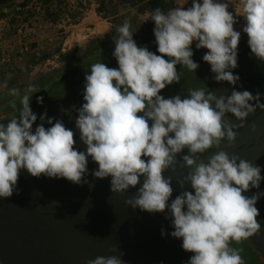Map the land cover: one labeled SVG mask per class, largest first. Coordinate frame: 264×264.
Returning a JSON list of instances; mask_svg holds the SVG:
<instances>
[{"label":"clouds","instance_id":"9594fccd","mask_svg":"<svg viewBox=\"0 0 264 264\" xmlns=\"http://www.w3.org/2000/svg\"><path fill=\"white\" fill-rule=\"evenodd\" d=\"M191 3L186 10L183 6L167 12L156 8L151 14L160 55L138 46L130 21L117 28L113 55L119 67L92 64L86 74L85 102L77 109L76 128L86 151L74 147L73 130L62 121L53 123L54 118L47 119L51 127L40 124L33 132L37 114L30 107L33 86H29L21 97V118L0 123V198L11 197L18 190L22 169L34 177L44 174L75 184L89 183L85 174L91 157L98 163L92 175L101 179L111 176L112 193L128 191L143 177L136 195L126 203L150 213L167 209L174 228L171 236L182 239V248L194 253L187 264H244L241 250L231 242L261 231L256 204L264 192L250 197L243 193L260 188L262 168L225 150L213 152L207 162L201 157L208 149H219L224 140L229 145L236 141V130L246 126L247 118L258 109L264 111V93L254 95L233 88L230 95L217 96L200 88L188 91L190 96L183 99L179 95L166 99L160 94L166 86L180 82L177 65L189 71L198 69L193 60L194 41L197 49L209 50L203 60L210 64L217 82L236 85L240 80L233 73L238 67L241 39V32L234 28L236 17L229 11L230 4L235 5L233 0ZM240 3L242 12L236 5L235 12L246 21L243 32L247 43L264 61V0ZM10 94L19 95V90L13 88ZM37 102L42 105L44 98L37 97ZM228 113L239 123L226 119ZM46 116L44 113L40 119ZM186 147L189 154L182 160L191 170L179 183L181 188L190 183L194 193L182 191L169 203L173 180L163 173L175 168L178 154ZM162 235H167L166 231L162 230ZM88 264L126 262L121 256L110 255L97 256Z\"/></svg>","mask_w":264,"mask_h":264},{"label":"water","instance_id":"95a60500","mask_svg":"<svg viewBox=\"0 0 264 264\" xmlns=\"http://www.w3.org/2000/svg\"><path fill=\"white\" fill-rule=\"evenodd\" d=\"M233 88L248 90L254 95L264 93V61L250 74L241 77L236 85L222 81L208 90L219 96L230 95ZM176 95L183 99L190 93L164 97ZM261 102L264 103V95ZM227 115L226 119L239 123L233 114ZM13 117L21 118L18 113L0 123L6 125ZM38 125L37 122L33 124V132ZM70 129L77 141L74 147L86 151L79 130ZM236 131L238 135L233 144L224 140L219 149H208L201 158L207 162L213 152L225 150L230 156L238 155L261 166L264 176V111L258 109L247 118L246 126ZM185 154H189L187 147L178 154L175 168L163 173L173 180L169 203L182 191L194 193L190 183L184 188L179 183L191 170L184 166L182 156ZM88 169L85 175L89 183L82 184L44 174L34 177L26 169L20 171L18 192L0 198V264H88L97 256L110 255L121 256L126 264H187L194 253L182 248V239L171 236L174 228L168 210L150 213L133 209L126 203L136 195L143 177L140 184L128 191L112 193L111 176L101 179L92 175V171L98 169V163L91 157ZM257 192H264V181L259 189L250 188L243 194L250 197ZM256 207L262 227L260 233L249 239L264 257V197L258 200ZM162 230L167 235H162Z\"/></svg>","mask_w":264,"mask_h":264},{"label":"rangeland","instance_id":"374dc122","mask_svg":"<svg viewBox=\"0 0 264 264\" xmlns=\"http://www.w3.org/2000/svg\"><path fill=\"white\" fill-rule=\"evenodd\" d=\"M23 1L8 0L4 4L0 3V15L4 14L2 15L3 17L0 16V65L6 67L5 73H0V121L8 118L4 108L16 103L18 100L14 99L24 95L29 86L34 88L47 84L49 74L64 65L60 59L62 52L74 53L79 57L93 55L95 60L92 64L97 62H103L106 66L118 64L113 55L115 41L114 36H112L113 30L120 25V21L117 20L118 17L126 15L131 27H140L147 33L149 31V29H146L148 26L145 25L150 22L151 14L148 11L141 12L138 9V5L143 2L136 7H126L122 6L121 0H115V2L120 4V10L118 13L113 14L102 8L100 0H68L69 5H75L76 9H80V17L78 20L76 19L77 22L73 23L70 15L66 14L61 17L58 23H54L49 20L46 21L39 16L42 12L41 0H32L28 8L32 9L35 6L38 13L32 19L31 24H29V22L21 19L24 16L25 9H28L21 6ZM84 2L87 4L80 6ZM233 3L236 5L237 11L242 12L240 0H233ZM178 5L179 7L183 6L186 10L192 6V3L191 0H178ZM235 5L230 4L229 11L233 12L237 20V23L234 24L235 30L241 32V39L238 45V51L240 52L238 62L244 59L240 67L235 71L237 73L234 74L244 76L250 73V70L257 66L260 60L250 52L249 48L246 53L242 52V49L248 47V36L243 32L246 21L242 15L236 14ZM98 7L102 10L101 12L98 11ZM85 16L88 18L83 20ZM14 17L18 18V22L12 25L10 19ZM34 41L41 47L40 51H44L48 56H38L39 54L36 55L35 53L34 55L31 52L29 43ZM196 43L194 41L193 45ZM26 46H28L27 50L25 49ZM59 46H61V51H55ZM96 48L100 49L97 53L93 52ZM3 57L10 60H6L7 63H4L2 62ZM214 77L215 73L209 71V73L201 77L200 81L203 82V86H195L193 89H200L204 86H207L206 89H208L214 86L218 83ZM5 82L7 87H4ZM13 88L19 90V95L10 94V90ZM175 90L168 88L161 91L163 92L162 94L166 95L167 92ZM84 91L85 88L81 92L76 91L59 98L58 100L62 101V108L57 109L58 111L55 110L56 112L54 113L47 114V119L54 118L55 121L53 120V123H55L58 117L66 128H76V118L79 114L77 109L85 102L83 99ZM43 125L46 128L52 126L47 122Z\"/></svg>","mask_w":264,"mask_h":264},{"label":"trees","instance_id":"16d2710c","mask_svg":"<svg viewBox=\"0 0 264 264\" xmlns=\"http://www.w3.org/2000/svg\"><path fill=\"white\" fill-rule=\"evenodd\" d=\"M32 0H24L21 3V6L23 8H26L27 5ZM41 11L43 14V19L46 21H51L54 23H58L62 16L64 15H70V19L73 20V22H77L76 19L80 17V9H76L75 5H69L68 0H41ZM143 2V3H141ZM102 8H105V10L108 13L116 14L119 12L120 4L115 2V0H100ZM122 6L126 7H136L139 3L141 5H138V9L141 12L148 11L150 14L154 12L156 8H160L163 11L167 12L169 9L179 7L178 0H121ZM81 6V5H80ZM78 8V7H77ZM98 11L101 12L102 10L100 7H98ZM36 7L30 9H25L24 16L21 17L22 20H25L31 24L32 19L37 14ZM4 15V14H2ZM0 15V16H2ZM3 17V16H2ZM126 15H122L117 18L118 21H120V25L125 20H128L126 18ZM17 17H14L11 20L12 25L16 24L18 22ZM129 21V20H128ZM145 26H148L149 29L148 33L147 31H143L140 27H131V30L134 32L133 39L137 42L138 46H147L150 51L156 52V54L160 55V53L157 51L158 45L155 41V35H154V27L155 23L154 21L150 20ZM117 28L113 30L112 36L116 37L118 36ZM100 38V36H98ZM30 50L32 53H36L38 56H48L43 51H40V46L37 42H30L29 43ZM193 47V60L194 62L199 64L198 69L195 71H189L186 67H183L182 65H177V71L181 73V80L179 83H173L171 85L166 86L165 89L172 88L175 91L167 92L166 95L162 94L161 91L160 94L163 96L171 95V94H179V93H190L189 89H193L195 86H203V82L200 80L202 79L205 74L209 73L211 71V66L208 62L203 60V55L209 51L208 49H197L195 45H192ZM248 48H251L248 45L246 49H242V52H247ZM100 49L96 48V50H93V52H98ZM57 52L61 51V46L56 48ZM91 52V51H90ZM91 52V53H93ZM44 58V57H43ZM62 63L64 65L59 68L52 71V73L49 74V78L47 80L46 85H41L40 87H34L33 92L29 93L30 95V107L32 108L33 112L37 114V123L39 124H45L47 122V116L44 120H41L40 117L44 114H50L56 112L55 110L62 108V101L60 102L58 99L66 96L68 94H72L74 92H81L83 88H85L86 84V74L90 73V67L93 63L94 56H84L79 57L76 56L74 53H61ZM165 59H170L169 57H165ZM238 59H240V52L238 51ZM244 59V58H243ZM241 59L240 61L242 62ZM241 62H238V67H240ZM262 61L260 60L252 70H255L256 67L260 65ZM110 68H118L119 65L115 63L114 65L108 66ZM237 68L233 69V73L237 70ZM6 67L4 65H0V73H5ZM251 71V70H250ZM241 76V74H238ZM204 89L207 88V86L202 87ZM187 89V90H186ZM163 90V89H162ZM169 93V94H168ZM21 95L19 98H16L14 100H18L16 103H12L8 107L4 108V111L7 112V116L11 117L13 115H16L20 113L22 104H21ZM42 96L44 98V102L41 105L37 102V97ZM58 111V110H57ZM56 120H59L57 117ZM55 121V120H54ZM62 121V120H59ZM231 246L237 249H240V255L243 258L244 264H264V257L260 254L259 251L256 250L251 240L248 238L246 240H242L240 242L232 241Z\"/></svg>","mask_w":264,"mask_h":264},{"label":"crops","instance_id":"0c3cea01","mask_svg":"<svg viewBox=\"0 0 264 264\" xmlns=\"http://www.w3.org/2000/svg\"><path fill=\"white\" fill-rule=\"evenodd\" d=\"M84 4H87V3H86V2H84V3H82V5H81V6H84ZM98 4H99V3H98ZM28 6H29V5H27V7H26V8H28ZM86 9H88V8H86ZM83 15H84V12H83ZM85 15H86V14H85ZM39 16H40L41 18L43 17V14H42V12H41V15H39ZM85 18H88V17H86V16H85V17L83 18V20H84ZM73 23H74V22H73ZM29 49H30V47H29ZM1 64H2V63H1ZM3 64H4V63H3Z\"/></svg>","mask_w":264,"mask_h":264},{"label":"flooded vegetation","instance_id":"af4514ba","mask_svg":"<svg viewBox=\"0 0 264 264\" xmlns=\"http://www.w3.org/2000/svg\"><path fill=\"white\" fill-rule=\"evenodd\" d=\"M6 2H8V0H0V3H1V4H4V3H6ZM256 68H257V67H256ZM252 71H254V70H251L250 73H251ZM250 73H248V74H250ZM248 74H246V75H248ZM246 75H244V76H246ZM244 76H239V77L241 78V77H244Z\"/></svg>","mask_w":264,"mask_h":264},{"label":"built area","instance_id":"2783aa9c","mask_svg":"<svg viewBox=\"0 0 264 264\" xmlns=\"http://www.w3.org/2000/svg\"><path fill=\"white\" fill-rule=\"evenodd\" d=\"M25 49L27 50L28 49V46H26L25 47ZM58 58V57H57ZM6 60H10L9 58L8 59H6V57H3V59H2V62H4V63H7V61Z\"/></svg>","mask_w":264,"mask_h":264}]
</instances>
